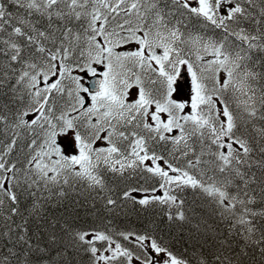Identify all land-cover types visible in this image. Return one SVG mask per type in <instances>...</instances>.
<instances>
[{
    "label": "snow or ice",
    "instance_id": "1",
    "mask_svg": "<svg viewBox=\"0 0 264 264\" xmlns=\"http://www.w3.org/2000/svg\"><path fill=\"white\" fill-rule=\"evenodd\" d=\"M0 264H264V0H0Z\"/></svg>",
    "mask_w": 264,
    "mask_h": 264
},
{
    "label": "rangeland",
    "instance_id": "2",
    "mask_svg": "<svg viewBox=\"0 0 264 264\" xmlns=\"http://www.w3.org/2000/svg\"><path fill=\"white\" fill-rule=\"evenodd\" d=\"M177 98H178V99H179V98H185V99H186L187 96H186V94H184V93L182 92V93H181V96H179V97H177Z\"/></svg>",
    "mask_w": 264,
    "mask_h": 264
}]
</instances>
